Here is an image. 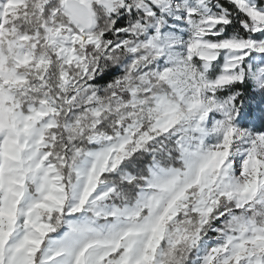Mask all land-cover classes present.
Segmentation results:
<instances>
[{
    "label": "snow or ice",
    "instance_id": "snow-or-ice-1",
    "mask_svg": "<svg viewBox=\"0 0 264 264\" xmlns=\"http://www.w3.org/2000/svg\"><path fill=\"white\" fill-rule=\"evenodd\" d=\"M0 264H264V0H0Z\"/></svg>",
    "mask_w": 264,
    "mask_h": 264
}]
</instances>
